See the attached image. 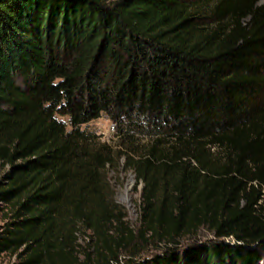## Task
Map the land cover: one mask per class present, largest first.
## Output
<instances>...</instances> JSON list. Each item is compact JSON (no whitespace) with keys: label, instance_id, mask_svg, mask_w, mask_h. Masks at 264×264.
<instances>
[{"label":"trees","instance_id":"obj_1","mask_svg":"<svg viewBox=\"0 0 264 264\" xmlns=\"http://www.w3.org/2000/svg\"><path fill=\"white\" fill-rule=\"evenodd\" d=\"M0 220L18 264H264V0H0Z\"/></svg>","mask_w":264,"mask_h":264},{"label":"rangeland","instance_id":"obj_2","mask_svg":"<svg viewBox=\"0 0 264 264\" xmlns=\"http://www.w3.org/2000/svg\"><path fill=\"white\" fill-rule=\"evenodd\" d=\"M83 128H88L94 130L100 135L102 141L110 143L115 149H129L131 146V140L120 138L118 134V125L114 122L107 114H103L100 118L95 119L82 126ZM147 139L144 137L141 139H134L133 142L136 144L144 143ZM126 156L119 155L118 166L109 170V179L115 189V199L120 206L124 208L127 212L126 221L131 228H138L140 225V206L142 203V195L144 183L139 185L136 182L135 172L133 169L126 168ZM134 179V183L130 184L131 179ZM129 186V187H128ZM128 195V199L125 196ZM2 224L0 220V225ZM91 238L85 234H82L79 238V243L85 247L90 244ZM216 239L214 233H212L207 228L200 229L196 234L186 235L182 237V245H188L189 243L200 240V241H210ZM158 248L155 245H150L149 247H143L141 250L140 257L150 255L155 252ZM130 250L124 251L122 257L128 256ZM19 258L17 254H2L0 255V264H18Z\"/></svg>","mask_w":264,"mask_h":264},{"label":"bare ground","instance_id":"obj_3","mask_svg":"<svg viewBox=\"0 0 264 264\" xmlns=\"http://www.w3.org/2000/svg\"><path fill=\"white\" fill-rule=\"evenodd\" d=\"M133 183H134V179L132 178L131 181H130V184H133ZM125 199H128V195L125 196Z\"/></svg>","mask_w":264,"mask_h":264}]
</instances>
